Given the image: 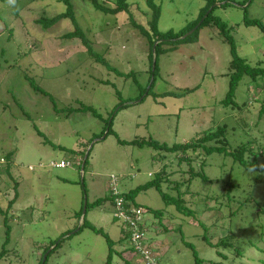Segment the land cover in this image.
Instances as JSON below:
<instances>
[{
  "label": "rangeland",
  "instance_id": "1",
  "mask_svg": "<svg viewBox=\"0 0 264 264\" xmlns=\"http://www.w3.org/2000/svg\"><path fill=\"white\" fill-rule=\"evenodd\" d=\"M215 1L213 15L225 24L239 56L264 68V35L260 27L244 24L246 16L264 25V0ZM128 2L127 12L113 16L95 10L88 0H71L76 21L106 61L103 65L79 39L61 38L74 30L70 20L47 30L37 24L41 16L65 11L64 4L0 0V158L12 153L8 171L0 170V252L6 251L0 264H38L57 245L52 241L67 231L46 264H105L110 248L105 234L111 240V264H147L120 232L109 195L113 188L125 193L154 180L163 166L169 175L161 191L181 196L192 213H180L156 188L138 193L135 203L143 209L152 264H195V255L203 264H261L264 254L248 242L264 249V170H246L216 152H199L190 166L177 154L118 139L172 146L224 125L226 150L248 144L252 150L245 160L264 168V114L258 115L264 88L247 85L244 77L234 103L226 106L231 55L219 29L210 22L197 41L161 42L156 55V43L150 48L130 23L132 18L151 32L152 9L145 0ZM154 3L160 11L158 30L176 33L197 19L206 1ZM192 88L197 89L185 92ZM121 102L126 106L118 110ZM60 162L68 165L51 166ZM98 199L103 200L94 204ZM84 220L87 226L77 232ZM221 238L227 246L207 243Z\"/></svg>",
  "mask_w": 264,
  "mask_h": 264
},
{
  "label": "trees",
  "instance_id": "2",
  "mask_svg": "<svg viewBox=\"0 0 264 264\" xmlns=\"http://www.w3.org/2000/svg\"><path fill=\"white\" fill-rule=\"evenodd\" d=\"M57 1L66 6L65 11H63L59 14H56L55 16L50 17V18H48L46 16H41L36 21L37 24H39L44 30H47L63 19L70 20L72 22V24L74 25V30L64 34L61 38L64 40H68V41H70L74 38L79 39L82 42L83 46L86 48L87 53H89V55L91 57H93L96 61H100L101 63H103V65H106L107 64L106 61L103 60L100 57V55L97 56V53L93 51L89 39L84 34V31L82 30V28L78 25L76 18H75V12L73 10V5L71 3V0H57ZM88 1L91 3V5L93 6V8L95 10H97V11H99L105 15L115 16L119 13L127 12L130 8V4H129L128 0H88ZM145 1H146V5L149 8H151L152 12H153L152 16H151V20L149 21V25H148L149 30L151 32H149L147 29H145L142 25L138 24L132 18H130V23H131L132 27L135 28L139 32V34H141V36H143L147 39L150 48H152L154 43H156L155 48H154V52L156 53V55H157V50L160 48L161 42L178 44V43L197 41L199 31L201 30V28H203L205 25L209 24L210 22H211V24L214 25V27H217L219 29L220 34L223 36L224 40L230 46V55H231V60H230V64H229V74H228L229 75L228 90H227L225 98L223 99V102H222L223 104H225L227 106L230 103H234V97H235L236 89L238 87L239 82L244 77H248V84L247 85H249V83H254V84H256L257 88H260V89L264 88V68L261 67L260 65L251 66L246 62L245 59H243L239 56L233 38L226 32L225 24L222 21H220L218 17L213 15V13L215 11V7H216V5L214 4L216 2L215 0H205L206 4L204 7H202L200 9V12H199L197 19L188 23L186 27H184L183 29H181L180 31H178L176 33L173 31H167V32L162 33L158 30L157 23H158L160 11H159L158 7L156 6V4L154 3V0H145ZM107 3H110L111 5L109 6ZM244 24L256 25V26L260 27V30L262 31V33L264 35V25L261 22H259L257 20L249 19L248 17L245 16L244 17ZM194 28H195V30L192 32V34L183 37L187 32H189L190 30H192ZM156 69H157V60H155L154 71L152 72V74L156 71ZM153 82H154V80L151 82L148 92L152 88ZM196 89L195 88L187 89L185 92H188V93L193 92ZM247 89L249 91L248 86H247ZM141 96H142V93H141L140 97ZM260 102H261V106H260V110L258 112L259 117H261L264 114V100L260 101ZM125 106H126V104H122V102H121V103H118L115 108H118V110H119L120 108H123ZM83 109L85 112L91 111L94 115L96 114L95 110L94 109L92 110V108H90V107H83L82 110ZM112 114L115 115L116 113L114 112ZM112 121H113V118L110 120V122L108 124H106L107 126H105V127H108V131H107L106 135L111 132ZM103 131H104V129H103ZM103 131L101 132L100 135L103 134ZM225 131H226V126L223 125V126L216 128L214 131H210V132L205 133L204 135H202L200 137H196L192 141L185 142L182 144H174L172 146H167L164 143H159V142L152 140V139H149V140H133V141H129V142L118 139V142L121 144L137 145L139 147L147 146V147H150L154 150H160V151H164L166 153L177 154V158H179L180 162H186L190 166H191V163L193 161V157H197L198 155H200V153L205 155V156H209L210 154L216 152V153H224L226 155H230L232 158H234L235 161H238L239 164L242 165L246 170H252L253 168H257L258 170H264V168H262V167H257L254 162H250L248 160H245L244 155L247 153H251L252 148L250 147V145L241 144L231 151L226 150V139L224 138ZM37 134L43 137L45 143L51 144V142L46 140V138L43 136V134L41 132L37 131ZM213 141L214 142L223 141V143H222V145H219V146L208 144V143L213 142ZM2 158H4L5 163L2 164L0 170L6 169L8 171V168L10 166V161L12 158V153H7ZM85 164H86V161H85ZM165 168L166 167L163 166L162 169L159 172H157L154 180L148 181L143 185H139V186L135 187L134 189L129 190L128 192L120 193V195L122 197H124L126 204H130V205H133L135 207H140L135 203V198L138 195V193L143 191V190H148L149 188H156L157 190H159L161 192L162 198L165 200V202L174 204L180 213L185 214V215H191L192 212L190 211V209H187L185 202H184V199H182L181 196H179L177 198L169 197L168 194L161 191V189H160L161 183L169 175V173H167L165 171ZM191 170H188V171H191ZM195 175H198V174H195ZM192 177L193 176L189 177V181L192 179ZM202 177L204 179H207L205 176H202ZM227 185L229 186V183H227ZM175 187L177 188V184L175 185ZM83 191L85 193L84 189H83ZM109 198H110L111 203L113 205L114 196L111 193L109 195ZM102 200L103 199H101V200L98 199L94 202V204L99 205L102 202ZM13 203H14V199H12L8 203L9 207H11ZM5 221H6V218H5ZM5 221H4V223H5ZM5 225H6V223H5ZM85 226H87V225H86L85 220H84L82 222V224L79 226V228L75 229V230L77 232H81L83 230V227H85ZM126 227L127 226H125V228L121 227L120 232L123 234L124 238H127L130 241V235H129V232L126 230ZM90 228H92L97 233H102V230L95 229L91 225H90ZM75 230L73 232H71L70 234H73L75 232ZM68 232L69 231L63 233V235H61L62 237H59V238L55 239L54 241H52L51 246L54 244H57V245L47 253L44 262L42 261V256H43L42 255L38 264H46L47 259L49 258L52 251H54L58 247V245L61 242H63V240L67 237L66 233H68ZM8 234H9V229H7V235H6L7 237H8ZM105 238H106L108 244L110 245L109 255L107 257L105 264H111V252H112L111 240L108 237V235H106V234H105ZM7 241H8V238H6L5 244H7ZM207 243L211 244L212 246L216 247L217 249H218V247H225L228 245V241H226L224 238L219 239V241L214 243V244H212V242H210L209 240H207ZM248 243L252 244V246L254 248H256L255 251L257 250L256 251L257 254H259V253L264 254V249L257 247V244H253L251 242H248ZM145 244H146V242H145ZM48 249L49 248L45 249L43 254H45L48 251ZM131 251L134 252L136 257H139L142 259L140 254L134 250L132 245H131ZM5 252H6L5 250L0 252V259L5 255ZM240 253H241L240 250L236 249L234 255L239 256ZM220 255H222L225 258L227 257V255H224L221 253H220ZM143 262L147 263L144 260H143ZM260 263L264 264V259L262 261H260ZM124 264H132V260L131 261H125ZM147 264H149V263H147ZM195 264H203V260L201 258H198L196 255H195Z\"/></svg>",
  "mask_w": 264,
  "mask_h": 264
},
{
  "label": "built area",
  "instance_id": "3",
  "mask_svg": "<svg viewBox=\"0 0 264 264\" xmlns=\"http://www.w3.org/2000/svg\"><path fill=\"white\" fill-rule=\"evenodd\" d=\"M3 163H5L4 158H0V168ZM65 165H68V163L60 162L57 164H51L52 167H64ZM112 181H115V177H112ZM111 194L114 196V218H116L121 223V227L125 228V226H127L126 230L130 235V243L133 246L134 250L140 254L142 260L146 261L149 264H152L150 258L152 253L145 244L146 230L141 223V215L143 213V209L141 207H135L133 205L126 204L124 197H122L115 188L112 189Z\"/></svg>",
  "mask_w": 264,
  "mask_h": 264
},
{
  "label": "water",
  "instance_id": "4",
  "mask_svg": "<svg viewBox=\"0 0 264 264\" xmlns=\"http://www.w3.org/2000/svg\"><path fill=\"white\" fill-rule=\"evenodd\" d=\"M195 28H196V27H195ZM195 28L192 29V30H190L188 34L192 33V32L195 30ZM185 36H187V34L184 35L183 37H185ZM154 48H155V45H154V47H153V51H154ZM85 211H86V201H85V199H84L83 214H85ZM54 247H55V246H53L52 248H54ZM52 248H51V249H52ZM51 249H50V250H51ZM50 250H49V251H50ZM49 251H48V252H49ZM48 252H47V253H48ZM47 253L43 256V262L45 261V258H46Z\"/></svg>",
  "mask_w": 264,
  "mask_h": 264
},
{
  "label": "crops",
  "instance_id": "5",
  "mask_svg": "<svg viewBox=\"0 0 264 264\" xmlns=\"http://www.w3.org/2000/svg\"><path fill=\"white\" fill-rule=\"evenodd\" d=\"M66 166V165H65Z\"/></svg>",
  "mask_w": 264,
  "mask_h": 264
}]
</instances>
